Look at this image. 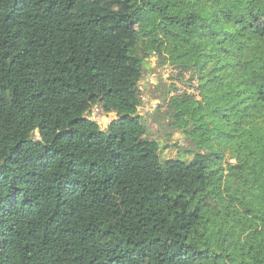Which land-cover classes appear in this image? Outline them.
I'll use <instances>...</instances> for the list:
<instances>
[{"label":"trees","instance_id":"obj_1","mask_svg":"<svg viewBox=\"0 0 264 264\" xmlns=\"http://www.w3.org/2000/svg\"><path fill=\"white\" fill-rule=\"evenodd\" d=\"M0 264H264V0H0Z\"/></svg>","mask_w":264,"mask_h":264},{"label":"rangeland","instance_id":"obj_2","mask_svg":"<svg viewBox=\"0 0 264 264\" xmlns=\"http://www.w3.org/2000/svg\"><path fill=\"white\" fill-rule=\"evenodd\" d=\"M172 84L180 89L179 91L188 89V85H185L174 77L173 68L169 64L160 65L157 57L154 55L144 61L143 77L139 83L141 89V105L138 108V112L143 117L144 123L151 133H153L150 136L158 138L161 141V145H164V143L170 145L175 140L182 139V135L179 132L173 133L172 139L167 140H165V136L162 133H159L158 123L163 120L161 116L163 108H159L160 110H158V107L164 93L170 89ZM88 115L102 129L106 128L110 120L114 118L113 113L105 114L99 108H93ZM176 153L177 148L175 147L165 146L161 148V155L164 157L174 156Z\"/></svg>","mask_w":264,"mask_h":264},{"label":"water","instance_id":"obj_3","mask_svg":"<svg viewBox=\"0 0 264 264\" xmlns=\"http://www.w3.org/2000/svg\"><path fill=\"white\" fill-rule=\"evenodd\" d=\"M113 119H114V118H113ZM113 119H112V120H113ZM112 120H110V122H111ZM110 122H109V123H110Z\"/></svg>","mask_w":264,"mask_h":264}]
</instances>
